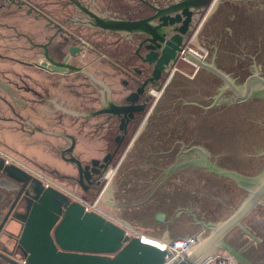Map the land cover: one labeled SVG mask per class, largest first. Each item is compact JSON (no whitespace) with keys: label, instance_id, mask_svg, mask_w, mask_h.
<instances>
[{"label":"water","instance_id":"95a60500","mask_svg":"<svg viewBox=\"0 0 264 264\" xmlns=\"http://www.w3.org/2000/svg\"><path fill=\"white\" fill-rule=\"evenodd\" d=\"M142 1L152 11L144 17L93 15L99 28L143 36L136 53L145 72L124 103L109 97L88 113L117 120L111 151L82 161L73 153L75 138L65 134L61 157L75 166L66 178L84 195L101 184L130 122L144 111L139 96L150 99L202 21L192 41L208 50L204 58L183 51L197 67L192 79L172 72L94 205L167 244L204 227L200 243L176 264H201L222 249L233 264H264V166L250 176L264 154V59L256 58L257 40L264 57V0ZM247 13L253 25L243 38L234 21ZM227 34L240 37L239 50ZM77 50L70 47L69 55ZM67 59L42 64L81 70ZM0 177L11 187L0 202V264H163L170 255L1 158Z\"/></svg>","mask_w":264,"mask_h":264},{"label":"rangeland","instance_id":"374dc122","mask_svg":"<svg viewBox=\"0 0 264 264\" xmlns=\"http://www.w3.org/2000/svg\"><path fill=\"white\" fill-rule=\"evenodd\" d=\"M79 1L85 5L90 3L93 8H99L101 11H107L109 14H111V16L121 19H136L148 15L151 12L142 0ZM145 1L155 5H164L173 0ZM44 15L54 22L59 23L64 29L71 32L93 31V29L82 25L83 22L80 21V19H82V13L78 11L73 5V0H0V116H2V114H6L10 120L7 126H4L3 129H0V150L16 158L31 169L45 175L49 179L53 181L58 180V182H55L59 185L62 183L70 188L72 186L71 190L67 188L66 189L77 195H80L75 192L78 191L79 193H82L81 189L76 183L65 178L58 179L47 172H43L37 166H33V163H31L29 159L26 160L20 155L17 156V154H14L13 150L11 151L13 144L11 145L8 139L10 140L13 137L14 139H18L20 141L21 146L30 145L28 138H23L20 133L10 134L17 133L21 130L27 136V133L30 132L29 126L25 125L27 123L22 118L24 112L26 114L27 112H30L27 110L26 105H24L25 103L27 104L25 97L32 95L34 100L40 102V104L36 103V101H33L32 103V112L30 113L32 121L39 120L41 116L39 115L40 110H47L46 116H44L43 120H47L48 123L53 122V125L58 130H63L66 132L72 131L78 134L80 137H85V139L91 138V136L88 135L93 132L91 129H93L92 127L95 124V119L88 117L84 118L82 115L79 117L72 116L69 113H65L56 108V106H54V102H48V104H46L45 90L47 89L48 96H50L52 100H61L65 106V109H74L82 113L85 110L90 108L92 109L98 105L97 100L95 99L97 98V94L99 92V84H97L98 82L103 83L108 88H112L111 90L115 91L114 94L117 96L118 91L122 89L125 91V88L121 87L120 81L123 79L127 80V78L122 74V71H126L128 74H130V70L133 66H145L135 58L134 54H132L135 45L134 41L137 40L135 36L131 35L126 38L124 36H119L115 32L97 36L95 32L97 37L92 35V37L89 38V40L92 41L90 44L95 46V48L93 47L95 50L96 48H101V51L105 52L103 53L104 56L110 58V62H101L100 59H98V57L94 56L92 53L84 52L82 56L77 59L78 61H75L80 65L82 58H85L86 60H92L93 62H91V65L86 67V70L89 74H82L81 72L79 76L72 77L69 80L71 84L75 85L72 88L75 93L78 91V95L72 97L68 96V93H63L56 86H54V82L56 83V81H62L64 78L61 79V77L57 75V78L51 79L52 76L48 77L41 69L32 65V63L38 62L40 60L38 45L43 43L47 36L50 35L54 30L53 26L50 24L47 25ZM201 23L202 21L199 22V20L195 22L191 34L188 37L189 41L193 42L192 39ZM79 39L85 38L80 37ZM186 47L192 48L193 50H198L199 52L201 51L203 55H205L208 51L197 43H195L194 46H190L189 44L188 46H185V48ZM180 60L175 65V67L178 69L177 72L192 79L197 67L189 62L192 64V66H194L193 68L184 60ZM118 68H122V71ZM83 70L86 71L85 68H83ZM169 78V72L165 73L161 79L160 85L157 88H154V90L157 92V98ZM26 87H31V89L40 93V98H36L34 93L27 91ZM11 90L14 91L12 92ZM115 99L119 100L116 97ZM155 101V98L150 95L146 109L138 115V118L134 123L129 125L128 132L107 169L109 170L108 173L111 174V176L128 149L132 136L135 135V132H137V130L141 127ZM9 106H12V108ZM40 119H42V117ZM107 125H105L106 127H103L102 132H105V135L103 140H101V143L100 141H97L98 137H96L94 139V143H96L95 146L86 149L84 148V150L82 149V151H85L87 154V156L84 158L80 157L82 161L87 162L93 157L100 158L104 152L111 151L114 148V137L117 131L116 120H111ZM83 131L86 133H83ZM33 145L34 148H36L41 144L36 143ZM42 153L43 152H36V157L40 158ZM52 160L48 159V161ZM106 178L107 177L101 181V184L98 187L93 188L89 197L85 199L91 202L95 201L100 196L107 184V181L109 180L108 178L106 180ZM0 187L2 190H5L1 182ZM2 194L3 193L0 194V198ZM105 214L108 219L117 221L119 220L107 212H105ZM119 222L126 224L123 221ZM125 226L128 227L130 236H134L139 233L146 235L147 237L155 238L133 228L128 224ZM202 230H205V228L203 227L200 231ZM225 251L226 250L222 249L218 252L223 254Z\"/></svg>","mask_w":264,"mask_h":264},{"label":"flooded vegetation","instance_id":"af4514ba","mask_svg":"<svg viewBox=\"0 0 264 264\" xmlns=\"http://www.w3.org/2000/svg\"><path fill=\"white\" fill-rule=\"evenodd\" d=\"M73 5L76 7V9L78 11H80L82 13V19H80V21L83 22L82 25L87 27V28L93 29V31L71 32V31L64 29L59 23L54 22L53 20L49 19L47 16L44 15V19L47 21V25L50 24L51 26H53L54 30L50 35L47 36L46 40L43 43H40L38 45L39 46L40 60L38 62L32 63V65L34 67H38L39 69H41L48 77L52 76L51 79L57 78L58 77L57 75H59L61 77V79L64 78V80H62V81L60 80L58 82L56 81V83L54 82V86H56L59 90L61 89V87H63L65 90V93H68V96H71V97L78 95V91L75 93V91L72 88L75 85L71 84L69 82V80L72 77L79 76V74L81 72H82V74H86V73L89 74L86 70V67H89L91 65V62H93L92 60H86L85 58H82L81 59L82 62L80 65L76 63V61H78L77 59H79L84 52L92 53L94 56L98 57V59H100L101 62H108V63L110 62V58H107L104 56L103 53H105V52H102L101 48H99V49L96 48V50H95L94 49L95 46L90 44V43H92V41H90L89 38H91L92 35H94V37H97L99 35L102 36V34L112 33L111 31L99 28L93 15H96L101 20H106L107 18H118V17L111 16V14H109L107 11H101L99 8H93L90 3H87L85 5V4L81 3L79 0H73ZM142 17H144V16H142ZM119 19H121V18H119ZM95 32H96L97 36H96ZM115 33H117V32H115ZM117 34L119 36H124L126 38L129 37V35H122L120 33H117ZM132 35L135 36V38H137V40L134 41L135 45H134L132 54H134L135 58L137 60H139L136 52L137 51L140 52V50L142 48V45L139 46V44L141 43L143 36L140 34H132ZM80 37H84L85 39H79ZM73 46H78L81 48V50L75 51L74 55H69V49H70V47H73ZM66 56H68L66 63L73 65V66L75 65V66L79 67L81 70L75 71V70H69L68 69L67 72L62 73V72L53 71L47 65L42 64V62L49 64L50 59L53 61L61 63ZM83 68H85L86 71H84ZM118 69H120L122 71V68H118ZM143 70H144L143 67L133 66L130 70V72H131L130 74H128L126 71H122V74L125 75L127 80L123 79L122 81H120L121 87L122 88L124 87L125 91H124V89L118 91V92H120V96H118V97L115 96V94H114L115 91H112L111 89L108 90L107 87L99 84L101 86V91L98 92L97 98H95L97 100V103H98V107L96 109H99L103 104L105 105L107 100L109 99V97L114 102L124 103L125 95L128 93V90L130 91L132 89V88H130L131 85L132 84L137 85L143 79V77H144L143 73L145 72ZM66 77H67V79H66ZM26 90L35 94V91L31 88L26 87ZM45 92H46V96H48L47 89L45 90ZM115 97L118 98L119 100H116ZM147 98H148L147 95L139 96V101L141 100L143 103H145L144 110L146 109V106H147L148 101H149ZM96 109H94V110H96ZM94 110H92V111H94ZM139 114H141V113H138L136 115L135 120L130 122V124L134 123L137 120ZM81 115L84 117L89 116L88 114L87 115L80 114L79 116H81ZM104 117L106 118V121L104 122V124L100 125V128H102V129L111 120H113V119H108V117L106 115H104ZM102 129H100V130H102ZM116 129H117V120H116ZM117 133H118V129H117ZM5 184H6V188L4 190L5 192L1 196L0 202L2 200H4L6 197H8L11 193L9 191V188H11L10 185H8L7 183H5Z\"/></svg>","mask_w":264,"mask_h":264},{"label":"crops","instance_id":"0c3cea01","mask_svg":"<svg viewBox=\"0 0 264 264\" xmlns=\"http://www.w3.org/2000/svg\"><path fill=\"white\" fill-rule=\"evenodd\" d=\"M188 42H189L190 46H194L195 45V43L187 40L186 46L189 45ZM188 64L192 66V64H190V63H188ZM192 67L194 68V66H192ZM98 84L107 87L106 85H104L101 82H98ZM100 85L98 87L99 91H101V86ZM109 89H112V88L109 87L108 90ZM11 91L13 92L14 90H11ZM60 91L65 93V90H64L63 87H61ZM34 95L36 96V98H38V97L40 98V93L35 91ZM45 98H46V100H45L46 104H48V102H50V103L54 102L55 103L54 106H56V108H58L59 110L65 112V113H69L72 116H76V117H79L80 114L87 115L90 111H92V110H94V109H96L98 107V105H97L96 107H93L92 109L90 108V109L85 110L84 112L80 113V112H78V111H76L74 109L73 110L72 109H65L64 108L65 106H64V104H63V102L61 100H57V99H53L52 100V98L50 96H46ZM48 99H50V100H48ZM25 100H27L26 101L27 104L25 103L24 105H26L27 110H29L30 112H27V114L24 112L22 118L27 123L25 125L29 126V128H30V132L27 133L28 137L21 130L18 131L17 133H10V134H19L20 133L21 136H23V138H25V139L28 138V140L30 142V145L21 146L20 141L18 139H14V137H13L10 140L8 139V141L11 143V145L13 144V147H11V151L13 150V153L17 154V156L20 155L21 157H23L26 160L29 159L31 161V163H33L32 164L33 166H37L43 172H47V173L51 174L52 176H54V177H56L58 179H61V178L67 179L66 178L67 175L71 176V175H73L75 173V166L73 164L69 163V162L64 161L62 159V157H61L63 149L69 145V139L65 137V134L72 135L75 138V145H74V148H73L74 155L76 157H78L79 159H80V157L84 158V157L87 156V154L85 153V151H82V149L84 150V148L86 149V148L95 146L96 143H94L95 142L94 139L96 137H98L97 141L98 142L100 141V143H101V140H103L105 132H102L103 129L100 128V125L104 124V122L106 121V118L104 117V115H99V116H90L89 115V116H86V117L82 116L84 118L88 117V118H94L95 119L94 120L95 124L92 127L93 129H91V131H93V132L88 135V136H91V138L85 139V137H80L78 134H76V133H74L72 131L71 132H66V131H63V130L60 131L57 128H55V126L53 125V122L52 123L51 122L48 123L47 120H43L44 116H46L47 110H40L39 111V115H41L40 118L42 117V119L39 118V120L32 121L30 113L32 112V103H33V101H36V100H34L32 98V95H29V97H25ZM36 103L40 104L39 101H36ZM9 107L12 108V106H9ZM13 113H14V111H13ZM2 116H0V129H3L4 126H7V124L10 122V120L8 119L9 117H7L6 114H4V115L2 114ZM91 120H93V119H91ZM100 129H102V130H100ZM138 130H137V132H138ZM137 132H135V135H136ZM83 133H86V132L83 131ZM116 134H117V131H116ZM135 135L132 136V139H131L130 143L132 142V140L135 137ZM36 143H39L41 145L37 146L36 148H34L33 144H36ZM79 151H81V152H79ZM36 152H43L41 154L40 158L36 157ZM105 153L106 152H104L103 155ZM82 155H84V156H82ZM48 159H51V160L53 159L54 161L53 160L52 161H48ZM106 177L108 179H110L111 174L107 173ZM65 179H63V180H65ZM55 181L58 182V180H55ZM0 182L3 184L4 188H6V184H5V183H7L6 180H4V179H2V177H0ZM60 184L63 187L67 188V189L71 190V188H72L71 185H70L71 186V188H70V187H68V186H66V185H64L62 183H60ZM93 188H95V187H92L89 190V192H88V194L86 196L83 195V193H81V192L79 193L78 191H75V190H72V191H75L76 193L80 194L81 196L87 198L91 194ZM0 192L4 193L5 191L2 190L1 187H0ZM97 199H96V201H97ZM97 209H98L99 213H101L102 215L106 216L105 212L102 211V209H100L98 207H97ZM113 221L115 223L125 227L126 229H128V227L125 226L127 224H122L121 222H119L121 220H118V221L117 220H113Z\"/></svg>","mask_w":264,"mask_h":264},{"label":"built area","instance_id":"2783aa9c","mask_svg":"<svg viewBox=\"0 0 264 264\" xmlns=\"http://www.w3.org/2000/svg\"><path fill=\"white\" fill-rule=\"evenodd\" d=\"M184 50H189L192 52L194 55H197L200 58H204L205 55H203L201 52L198 50H193L192 48L186 47L183 49ZM183 51L180 52L179 57L180 59L184 60L185 62L189 63L190 61L183 56ZM177 71L178 69L175 67V65L168 71L169 75L171 76L173 71ZM151 95L155 98H157V92L154 89L150 90ZM0 158L4 161L6 164H14L18 167H21L22 169L26 170L28 173L32 174L36 178L42 181V183L45 186H52L54 188L60 189L67 193L69 197L72 200L80 202L86 210H92V211H98L97 207L94 205L96 203L95 201H89L85 199V197L77 195L66 188L62 187L55 181L49 179L45 175L31 169L30 167L26 166L16 158L12 157L11 155L5 153L4 151L0 150ZM109 170H107L106 174L108 173ZM105 174V177H106ZM104 177V178H105ZM107 180V178H106ZM128 231V229H126ZM203 231V230H202ZM202 231H198L195 235L191 234L186 240L176 236L173 238L168 244L161 241L160 239H157L159 243H161V249H165L169 251L170 255L165 257L164 263L163 264H176L178 261L184 259V257L191 251L192 248H194L198 243H200L199 238L197 237ZM129 232V231H128ZM142 239V234H136ZM201 264H233L230 256H227L225 254H222L220 252L214 253L212 256L207 258L204 262Z\"/></svg>","mask_w":264,"mask_h":264},{"label":"trees","instance_id":"16d2710c","mask_svg":"<svg viewBox=\"0 0 264 264\" xmlns=\"http://www.w3.org/2000/svg\"><path fill=\"white\" fill-rule=\"evenodd\" d=\"M242 10H243V8H242ZM229 16L230 15H227L226 16V18L227 19H231V18H229ZM246 16H248V13L247 14H245V15H241L240 17H238L237 16V18L235 19V21H234V23H235V29L240 33V35H241V37H243V36H245V35H247V31L249 30V28L253 25L251 22H250V20H249V18L248 17H246ZM254 26L255 27H257L258 26V23H257V21H256V19L254 20ZM234 35H230V34H227V36H226V38L225 39H227L226 40V42L228 43V44H230L231 46H233V47H235V48H237L238 49V47L239 46H237L238 44H240L241 46L243 45V44H241L240 42H239V40H240V37L239 36H237V37H233ZM244 38V37H243ZM262 43H260V41H258L257 40V47H256V58L259 60V61H261V58H263L264 59V57H263V53L261 52L262 51V45H261ZM239 50V49H238ZM241 50H243V49H240V52H241ZM242 54V53H241ZM250 54V56H251V52L249 53ZM243 55V54H242ZM247 101H245V102H241V103H246ZM259 157H261V158H263V162H262V164H260L259 166H258V168H257V170H255L253 173H251L250 174V176H255L262 168H263V166H264V154H262V155H259ZM261 208V207H260ZM249 217H250V215H249ZM235 231H238V228H234L233 230H231V232L227 235V237L229 236V235H231L232 233H234Z\"/></svg>","mask_w":264,"mask_h":264},{"label":"bare ground","instance_id":"6f19581e","mask_svg":"<svg viewBox=\"0 0 264 264\" xmlns=\"http://www.w3.org/2000/svg\"><path fill=\"white\" fill-rule=\"evenodd\" d=\"M142 240L146 243H150L156 245L161 248V243L155 238L147 237L146 235H142Z\"/></svg>","mask_w":264,"mask_h":264}]
</instances>
